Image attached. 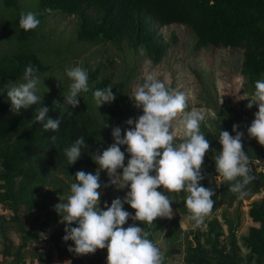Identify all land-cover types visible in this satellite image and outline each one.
Wrapping results in <instances>:
<instances>
[{"label": "trees", "instance_id": "1", "mask_svg": "<svg viewBox=\"0 0 264 264\" xmlns=\"http://www.w3.org/2000/svg\"><path fill=\"white\" fill-rule=\"evenodd\" d=\"M36 11L43 24L51 14L74 17V37L79 43H110L117 49L125 45L135 54H140L142 45L144 55L153 64H158L164 57L170 45L176 43L173 35L169 42H162L157 29L181 25L186 27L194 36L192 52L202 48L237 49L241 51L239 74L244 79L248 89H254V81L264 79V0H36ZM20 0H0V7L6 12H12L8 19L9 30L4 33L0 27V38L7 35L4 43L7 49L0 52V81L17 82L24 67L28 64L35 66L40 77L50 67L42 63L39 55L31 48V41L37 36V29L28 31L19 26L21 9ZM10 10V11H7ZM3 20V17H0ZM156 26V29H155ZM2 42V41H1ZM88 72L89 90L79 97V105L71 110L62 104L63 94L67 91H52L43 100L49 107L48 116L60 117L61 123L56 132L45 131L39 123H34L35 107L21 110L14 114L10 103L0 94V205L8 206L13 213L21 206L31 207L36 194L55 175H63L73 182V175L83 168L96 169L90 153L107 147L111 143L110 124L115 118L121 117L119 103L114 99L110 104H102L96 108L92 91L110 85L107 78L97 79L100 69ZM142 80L139 82L141 83ZM124 81L118 84L122 88ZM71 113V114H69ZM254 117H251L249 122ZM223 125L214 127L213 132L203 129L202 132L210 141V148L205 154L202 169L208 173L201 181L210 187L211 179L221 178L214 189V204L210 215L206 217V231L199 238L196 230L194 245L188 246L183 256L184 264H241V250L237 244L234 227L221 214L223 225L215 216L217 210L224 205L228 208L233 202L251 199L254 195L262 194L258 200L249 204L247 211L248 231L244 238V247L248 253L246 262L264 264V171L249 166L254 179L246 186L247 195L238 198L229 189L231 182L225 181L215 172L214 157L220 148L217 141L219 129L232 128L226 121ZM238 131L242 136V148L249 160H262L257 151L260 147L255 138H249L246 132L248 125L239 124ZM211 133H213L211 135ZM55 135L53 144L48 137ZM83 136L88 146L82 150L81 157L72 165H67L63 150L74 140ZM264 165V164H263ZM103 171V170H101ZM18 178L17 189L12 194L13 183ZM51 196L53 193L50 194ZM172 207L181 216H189L184 204L183 192L171 193ZM54 211L48 213L42 223L25 229L17 224L20 233L18 250L26 249L28 244L37 239L34 231L45 233L59 220ZM0 224H3L0 216ZM156 230L159 225L153 222ZM73 226H75L73 224ZM224 226V227H223ZM64 225L60 223L52 235L54 244H63ZM4 238V237H3ZM170 254H177L174 247L177 240L172 236ZM5 242V239H4ZM6 245V243H4ZM4 249H7L4 247ZM97 249L96 251H98ZM72 252L70 250L67 251ZM74 253V252H72ZM6 254V252H4ZM8 255V254H7Z\"/></svg>", "mask_w": 264, "mask_h": 264}, {"label": "clouds", "instance_id": "2", "mask_svg": "<svg viewBox=\"0 0 264 264\" xmlns=\"http://www.w3.org/2000/svg\"><path fill=\"white\" fill-rule=\"evenodd\" d=\"M18 23L28 31L35 29L40 20L37 13L27 11L20 14ZM144 51L141 45L140 54ZM65 75L70 83L62 104L73 110L79 105L78 98L89 90L88 72L76 65L66 68ZM41 83L38 69L26 65L19 80L8 86L10 110L19 114L36 106L33 122L54 133L61 120L59 116L47 115L49 107L42 103L43 96L39 94ZM253 83L247 106L254 104L257 111L246 132L249 138L264 145V79ZM112 88L110 84L92 91L96 108L115 99ZM130 98L140 114L124 121L129 127L123 129V135L120 126L112 127V143L90 153L96 170L80 169L71 175L70 194L66 199L59 198L53 209L64 225L61 239L73 242L68 245L70 251L90 254L105 249L106 264H163L162 252L141 222L152 224L157 217L171 219L174 214L171 193L186 194L184 204L193 228L199 227L210 215L214 204V189L201 183L208 176L202 164L210 148V141L201 131L205 115L195 109L186 111L185 93L170 90L152 72L143 75ZM177 127L182 130L179 140L174 130ZM238 128L239 125L233 123L234 134L219 129L220 148L214 157V167L223 180L231 182L230 191L243 198L247 195L246 186L254 177L249 168V156L242 148L244 133ZM48 139L54 144L57 137L51 135ZM87 148L85 138L77 137L63 150L67 165L74 164ZM101 170L107 176L105 181L100 179ZM108 187L124 190L123 196L114 197L110 203L102 202L103 189ZM125 204L134 212L126 209Z\"/></svg>", "mask_w": 264, "mask_h": 264}, {"label": "rangeland", "instance_id": "3", "mask_svg": "<svg viewBox=\"0 0 264 264\" xmlns=\"http://www.w3.org/2000/svg\"><path fill=\"white\" fill-rule=\"evenodd\" d=\"M19 5L21 13L35 12L37 1L20 0ZM12 15L11 11L6 12L0 7V17H3V20L0 19V27L4 33L9 30L8 19L12 18ZM75 23L74 17L51 14L43 24L39 25L37 36L31 41V48L39 55L42 63L50 67L41 76L43 83L39 85V94L43 96L44 100L48 94L57 89L67 91L70 80L65 75V69L68 67L79 65L87 71L99 68L100 73L97 79L107 78L113 85L112 91L115 93V99L118 101L122 113L121 117L111 121L110 133L113 126H120L123 135V129L129 127L124 121L129 117L135 119L140 114V110L134 107L130 97L135 86L143 80V75L146 72H152L158 79L163 80L170 90L184 92L187 100L186 111L195 109L204 113L205 118L201 122V131L207 129L213 132L215 126H221L225 124V121L231 128L233 123L237 124L238 122L241 125H249L250 118L257 111L254 104L251 107L247 106L252 90L247 88L244 79L239 74L240 50L206 47L192 52L194 43L192 33L184 26L173 24L157 29V34L162 42H169L174 35L176 43L170 45L158 64H153L144 55L133 53L125 45L117 49L110 43H79L74 37ZM4 33L0 38L1 53L8 47L4 43L7 37ZM121 81L124 83L119 89L118 84ZM11 84L0 81V89H3L0 94L5 100H8L7 90ZM98 109L103 110L100 107ZM174 130L177 139H182V130L179 127ZM256 143L260 147L257 151L262 160H249V166L264 171V145ZM83 170L92 172L96 169L83 168ZM1 172L0 166V174ZM100 179L101 181L107 179L104 171L100 172ZM18 181L19 179L16 178L13 183V195L16 192ZM220 182L221 178L211 179L209 186L217 188ZM2 184L3 182L0 181V186ZM69 186L70 181L67 177L55 175L36 194L31 207L21 206L16 213H13L8 206L0 205V216L3 221V224H0V264H106L105 249H99L90 254H76L67 252L68 245L73 243L71 240L64 241L63 244H54L51 238L61 223L60 219L45 233L34 231L37 239L28 244L26 249L18 250L21 243L17 224H22L25 229L40 225L48 213L54 212L53 205L59 201V198L66 199L70 194ZM51 193H53L52 196ZM123 194L124 190L108 187L103 189L101 200L110 203L111 199L123 196ZM261 196L262 194H257L251 199L235 201L228 208L222 205L215 213L220 225H223L221 214H224L225 219L234 227L236 241L243 259L241 264H254L245 260L248 253L243 240L248 231L249 204L253 200L260 199ZM124 207L130 212H134L128 205L125 204ZM173 212L171 219L155 218V224H158L159 227L154 231L152 230L153 223L144 224L141 222V226L150 233L149 238L162 252L163 264H184L183 256L187 247L194 245L196 230H199V238L202 239L206 231L207 220L205 218L199 227L193 228L188 216L179 215L174 208ZM131 222L128 221V223ZM136 223L140 222L136 221ZM172 236L177 238L174 242V247L178 250L177 254L169 253Z\"/></svg>", "mask_w": 264, "mask_h": 264}]
</instances>
